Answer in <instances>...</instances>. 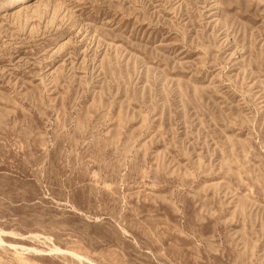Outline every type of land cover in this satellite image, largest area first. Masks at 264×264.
Wrapping results in <instances>:
<instances>
[{
  "label": "rangeland",
  "instance_id": "obj_1",
  "mask_svg": "<svg viewBox=\"0 0 264 264\" xmlns=\"http://www.w3.org/2000/svg\"><path fill=\"white\" fill-rule=\"evenodd\" d=\"M0 234V264H264V0L2 9Z\"/></svg>",
  "mask_w": 264,
  "mask_h": 264
},
{
  "label": "bare ground",
  "instance_id": "obj_2",
  "mask_svg": "<svg viewBox=\"0 0 264 264\" xmlns=\"http://www.w3.org/2000/svg\"><path fill=\"white\" fill-rule=\"evenodd\" d=\"M14 2V0H4L3 3L1 4L0 7V11L6 7H8L9 5H11ZM1 235V234H0ZM4 245V242L1 240L0 238V246ZM8 247L17 250L16 246L13 245H8ZM23 251H26L28 253H34L35 255H43L45 254L43 251H38L36 249H29V248H22ZM52 254H63L64 252L60 249H55L51 251ZM49 253V254H51ZM66 254L68 253L69 255H72L73 257H75L76 259H78L79 261L82 260L83 258L79 257L78 255L74 254V253H69V252H65ZM23 262V261H22ZM88 263V261H87Z\"/></svg>",
  "mask_w": 264,
  "mask_h": 264
}]
</instances>
